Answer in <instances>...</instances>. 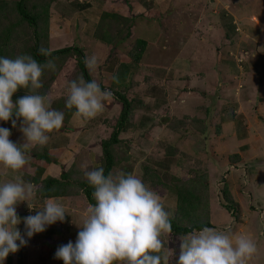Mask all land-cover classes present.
Returning <instances> with one entry per match:
<instances>
[{
  "label": "rangeland",
  "instance_id": "374dc122",
  "mask_svg": "<svg viewBox=\"0 0 264 264\" xmlns=\"http://www.w3.org/2000/svg\"><path fill=\"white\" fill-rule=\"evenodd\" d=\"M77 1L80 6L68 0L51 7L50 50L83 46L86 55L99 60L90 75L113 96L92 119L61 110L66 131L49 133L47 142L59 165L36 162L32 151L37 152L39 145L29 147L32 158L22 169L13 172L0 165V184L22 181L34 187L35 196L28 201L34 208L21 202L16 206L18 216L23 220L43 207L40 192L46 176H58L62 168L68 170L72 165L84 171L100 166L99 143L109 129L103 123L106 119L116 121L121 113V105L113 98L117 89L134 103L135 128L123 135V142L116 147L112 175L135 173L162 197L169 217H174L178 199L171 180L186 173L175 166L176 157L166 154L162 144L194 157L190 164L198 175L205 174L210 184L213 228L251 238L257 252L247 264H264V0ZM104 12L134 20L129 28L122 24L123 30L105 26ZM106 32L121 34V39L128 32L130 35L115 46L104 41ZM138 40L147 41L148 46L142 61L135 63L128 57ZM122 64L129 66L131 75L118 85L115 74ZM71 66L47 94L50 106L61 95L67 96ZM208 107L210 119L206 117ZM179 120L184 127L178 129ZM204 122L212 126L205 139ZM17 124L13 128L11 122L0 121V127L11 131L10 140L21 145L24 138ZM235 154H240L241 161L231 164L229 157ZM38 167L46 172L35 183ZM224 185L233 194L234 215L222 208V203L229 204L219 196ZM59 201L66 211L65 220L35 234L27 246L10 254L12 264H64L55 258V252L76 241L78 225L87 219L89 205L81 197ZM18 228L23 234L22 222ZM181 239L162 235L165 245L161 252L168 256L169 264L178 260Z\"/></svg>",
  "mask_w": 264,
  "mask_h": 264
},
{
  "label": "clouds",
  "instance_id": "9594fccd",
  "mask_svg": "<svg viewBox=\"0 0 264 264\" xmlns=\"http://www.w3.org/2000/svg\"><path fill=\"white\" fill-rule=\"evenodd\" d=\"M40 54L51 56V50L41 48ZM84 64L91 73L98 67V57L86 55ZM46 68L54 71L56 65L51 61L41 65L29 54L15 59L0 56V121H11L13 128L19 121L24 138L18 145L10 140L11 131L0 127V165L13 172L28 163L30 146L46 145L48 134L63 127L64 112L51 108L47 95L35 93L43 87L41 77ZM20 89L34 94L13 102ZM112 96L110 89L102 90L95 80L86 81L81 75L70 82L65 107L74 108L77 117L92 119ZM84 176L94 189L95 204L89 207L83 225L77 224L80 230L76 241L61 245L55 258L64 264H169L168 256L160 255L161 236L172 231L162 197L135 173L105 175V169L99 166L85 171ZM34 196L30 183L0 184V264L27 246L35 234L65 220V208L55 198L45 200L35 215L21 220L16 206L27 202L33 209L28 201ZM21 222L25 226L23 234L18 228ZM256 252L257 245L251 238L205 226L181 239L176 264H247Z\"/></svg>",
  "mask_w": 264,
  "mask_h": 264
},
{
  "label": "trees",
  "instance_id": "16d2710c",
  "mask_svg": "<svg viewBox=\"0 0 264 264\" xmlns=\"http://www.w3.org/2000/svg\"><path fill=\"white\" fill-rule=\"evenodd\" d=\"M61 1L68 0H0V56L7 57L9 59H15L17 56L23 54H29L38 63L44 65L49 61L56 65L55 70L45 69L41 82L43 87L35 90V93L41 95H47L50 90L54 87V84L63 74V72L72 64L73 69L68 74L67 79L69 83L66 86L67 89L72 80L79 76H83L86 81L95 80L89 73V69L84 64V58L86 56L85 48L80 45H74L71 47H66L59 50H51V56L45 57L40 54L41 48L50 49V22H51V7ZM70 2L76 3L80 6L77 0H69ZM88 8V7H87ZM102 20L108 26L114 25L121 28L124 24L125 29L129 28V23L133 22L134 18L131 16L124 17L121 14H113L109 12H104ZM115 27V28H116ZM123 30V28H121ZM106 37L103 38L106 43L110 45H120L125 39L130 35L127 33L124 38L121 34L112 35L111 32H106ZM111 33V34H110ZM110 35L114 38L111 39ZM95 39H98V34L95 33ZM107 36L109 38H107ZM135 48L129 55V59L132 62L140 63L146 52L148 43L145 40H138L135 44ZM120 71L115 74V82L120 85L123 84L129 74V66L122 64L120 66ZM101 89H106V86L99 84ZM117 92L114 94V100H116L121 105V113L116 121H110L106 119L103 124H108V131L106 135L102 136L100 139V161L105 169V175L113 173L116 164V147L119 146L123 140L122 136L127 134L130 130L135 128L134 125V103L130 100L124 91ZM26 94H34L28 92V90L20 89L13 96V102L17 98L24 96ZM52 94V93H51ZM66 94L61 95L56 98L53 105L50 107L61 111L66 109L70 112H75V109H68L65 107ZM51 96V95H50ZM211 107L206 109L207 119L211 118ZM191 125L196 129V121L192 118ZM11 121L5 122L10 123ZM182 120L177 123L178 127H184L182 125ZM17 123H20L19 121ZM210 124V123H209ZM207 124L205 126L203 138H206L207 129H211L212 126ZM209 126V127H208ZM179 129V128H178ZM217 132H221V128L217 126ZM66 131L65 125L56 132ZM165 153L176 157V167L182 172L186 173V176H173L171 180V186L173 188L174 194L178 199V210L175 212L174 217H170V222L172 224V231L165 233L163 235H172L174 237L183 238L188 233L194 230H201L203 227H212L211 224V198L210 194V184L205 176V174H200L192 167L191 161H195L194 157L180 151L175 146L163 143ZM32 151L34 156H36V162H44L49 165H59V159L52 154L48 143L38 150ZM28 159L32 158L29 154V150L26 152ZM231 164H238L241 161L240 154L231 155L229 157ZM189 163V164H187ZM197 164H202L201 161H196ZM193 168V169H192ZM192 169L191 172L187 173V170ZM60 175L58 176H46L42 182V191L40 192V197L42 200H47L49 198H55L59 200L63 199H73L75 197L84 198L89 205L95 204L93 199L94 189L88 184L84 173L85 171L81 168H77L76 165L68 170L62 168ZM233 173L237 170H232ZM204 172V171H203ZM202 173V172H201ZM45 171L43 168H37L33 180L35 183H39L43 178ZM238 174V171L237 173ZM146 183V182H145ZM161 186L163 184L158 182ZM220 198L222 202V208L230 212L231 215L236 214V208L234 206L233 194L229 186L224 185L220 191ZM162 238V236H161ZM165 243L163 242V246ZM162 255V252L160 253ZM7 264H12V258L8 257Z\"/></svg>",
  "mask_w": 264,
  "mask_h": 264
},
{
  "label": "crops",
  "instance_id": "0c3cea01",
  "mask_svg": "<svg viewBox=\"0 0 264 264\" xmlns=\"http://www.w3.org/2000/svg\"><path fill=\"white\" fill-rule=\"evenodd\" d=\"M55 166V165H54ZM41 168V167H40ZM43 168V167H42ZM43 170H44V168H43ZM46 172V171H45Z\"/></svg>",
  "mask_w": 264,
  "mask_h": 264
},
{
  "label": "bare ground",
  "instance_id": "6f19581e",
  "mask_svg": "<svg viewBox=\"0 0 264 264\" xmlns=\"http://www.w3.org/2000/svg\"><path fill=\"white\" fill-rule=\"evenodd\" d=\"M61 199V198H60Z\"/></svg>",
  "mask_w": 264,
  "mask_h": 264
}]
</instances>
